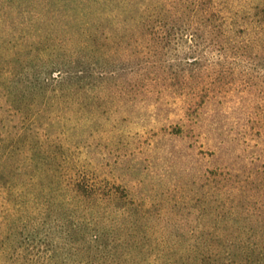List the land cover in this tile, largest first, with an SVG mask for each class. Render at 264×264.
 <instances>
[{"label": "trees", "instance_id": "16d2710c", "mask_svg": "<svg viewBox=\"0 0 264 264\" xmlns=\"http://www.w3.org/2000/svg\"><path fill=\"white\" fill-rule=\"evenodd\" d=\"M0 26V264H264V0Z\"/></svg>", "mask_w": 264, "mask_h": 264}, {"label": "rangeland", "instance_id": "374dc122", "mask_svg": "<svg viewBox=\"0 0 264 264\" xmlns=\"http://www.w3.org/2000/svg\"><path fill=\"white\" fill-rule=\"evenodd\" d=\"M0 28H1V26H0ZM26 58V56H24V59Z\"/></svg>", "mask_w": 264, "mask_h": 264}]
</instances>
